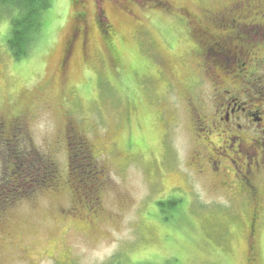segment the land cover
I'll return each mask as SVG.
<instances>
[{"label":"rangeland","instance_id":"1","mask_svg":"<svg viewBox=\"0 0 264 264\" xmlns=\"http://www.w3.org/2000/svg\"><path fill=\"white\" fill-rule=\"evenodd\" d=\"M51 1L41 36L17 62L6 46L10 22L0 12V118L6 120L0 129V191L21 175L34 177L45 162L54 177L52 185L22 182V196L0 199V264H247L242 200L227 197L210 173L198 176L188 167L195 143L186 90L180 98L168 91L170 83L193 86L200 78L182 20L164 10L135 8L144 25L138 32L130 18L106 4L102 22L117 30L115 15L123 23L118 35H126L125 44L114 39L121 63L112 61L105 42L93 41L86 45L87 60L73 53L60 77L57 64L75 9L72 0ZM172 1L200 14L234 0ZM249 1L260 2L264 11V0ZM258 51L264 57V48ZM217 61L232 75L234 60ZM262 75L263 69L245 78L248 87ZM263 80L250 90L260 104ZM202 83L209 93L210 84ZM76 134L95 145V158L78 149L76 160L69 144ZM18 156H27L22 169ZM94 186L100 188L99 212L89 207L95 206ZM252 242L258 264H264V216Z\"/></svg>","mask_w":264,"mask_h":264},{"label":"flooded vegetation","instance_id":"2","mask_svg":"<svg viewBox=\"0 0 264 264\" xmlns=\"http://www.w3.org/2000/svg\"><path fill=\"white\" fill-rule=\"evenodd\" d=\"M118 1L123 4L115 7ZM81 2L84 4L79 8ZM106 4L130 18L138 32L144 25L135 8L153 13L158 10L167 11L185 25V31L194 43L191 51L198 60L196 67L200 78L195 86L180 81L170 83L168 91L177 92L180 98L184 91L182 89L186 90L184 99L187 101L195 143L189 155L188 167L198 176L210 173L220 188L226 190L227 197L242 200L248 213L245 222L247 264H258L252 239L257 233L258 222L264 216V104L251 96L250 90H256L263 79L258 78L256 85L252 83L248 87L251 81L245 78H253L257 72L264 70V57L258 51L264 48V11L260 2L254 6L249 0L245 3L234 0L226 7L207 9L199 14L172 0H72V7L84 15L79 24L74 50V53L80 51L82 62L87 60V46L93 41H99L106 43L112 61L116 65L121 63L119 50L114 48L118 53L115 54L105 40L100 13H106ZM89 5L92 8L90 10ZM248 13L257 17L250 18ZM113 20L118 29H115L111 43L117 47L115 37H119L121 43L125 44L126 35H118L119 27L123 26L120 18L114 15ZM252 31L255 33L250 38L253 41L246 36ZM66 42L57 64L60 77L65 73ZM220 56L228 57L236 63L233 69L230 68L232 75H229L227 66L217 61ZM159 65L164 73L163 67ZM247 65L256 67L248 71ZM202 81L204 85L210 84L209 93L202 86ZM231 93L246 97L247 101L239 103V98L229 96ZM5 122V118H0L1 127ZM66 130L67 135L71 129ZM77 137V146L87 154L89 160L95 158V145L86 138H80V134ZM91 195L95 206L89 207L94 209L93 212H99L102 202L100 188L94 186Z\"/></svg>","mask_w":264,"mask_h":264},{"label":"trees","instance_id":"3","mask_svg":"<svg viewBox=\"0 0 264 264\" xmlns=\"http://www.w3.org/2000/svg\"><path fill=\"white\" fill-rule=\"evenodd\" d=\"M51 6H52L51 0H0V12H2V14L5 15V17L10 22V34L6 41V46L9 52L11 53L12 58L16 62L28 56L29 53L31 52L34 43L38 40V38L42 34L43 15H44L43 13L45 10H47ZM83 18H84L83 12L80 10H75L74 22H73L72 28L75 29L76 33L78 32L79 24ZM104 18H107V17H104ZM102 24H103V32H104L105 40L109 42L108 44L110 48H112V50L115 51L114 49L115 47L111 43L113 34L115 32V28L113 27L112 23H110L109 20H105V21L103 20ZM76 41L77 39L73 36V38H71L70 40L68 39V41L66 42V51H65L66 55L64 57V64L68 62L67 61L69 58L68 52L70 51L72 45H74L73 52H72V55H73L74 50H75ZM115 54H118L117 50L115 51ZM74 137L75 138L71 140L72 142H74V144H71V141L69 144L72 147V150L74 149L72 153L74 152L73 156L76 157V160H77L78 149H79V152L80 151L82 153H85V152H83L80 149V147L77 146V139L79 138L77 137V134L74 135ZM16 159L21 169L24 168V166H26L27 156L26 157L18 156ZM31 163H33V161ZM44 167L45 168L47 167V162H45L44 165H42V169H40V172H35L36 174L34 177L32 176L31 173L29 176L27 175L26 180L24 176L21 175V180H19V182H17L16 184L11 183L10 184L11 186L9 185L7 189H5L4 191H0V199L7 198V199L14 200L16 196H22L23 195L22 193L25 191V188H23L21 185L22 182L29 183V184H35L39 186L45 185L47 181L48 183L51 181L54 183V177L52 173H50L48 169H44ZM31 169L37 170L38 167L32 166ZM70 172L72 175L73 174L75 175L77 173V172H72V171ZM86 172L87 173H85V177L89 178L92 176L90 175L89 170ZM95 172L97 171L95 170ZM46 176L47 178H45ZM52 182L50 183L51 185H52ZM4 201L5 200H3V202ZM170 204L172 206L173 205L175 206L177 205V201L176 200L171 201ZM243 226L245 228V223ZM252 227L253 229L255 228L254 222L252 223ZM143 264H147V263H143Z\"/></svg>","mask_w":264,"mask_h":264},{"label":"water","instance_id":"4","mask_svg":"<svg viewBox=\"0 0 264 264\" xmlns=\"http://www.w3.org/2000/svg\"><path fill=\"white\" fill-rule=\"evenodd\" d=\"M78 5V4H77ZM78 33V32H77ZM76 32H75V29L73 28L72 29V32H71V34H70V36H69V40L71 39V38H73V36L77 39V37H78V34H77ZM77 34V35H76ZM73 44V43H72ZM73 48H74V45H72L71 46V49H70V51L68 52L69 53V57L72 55V52H73Z\"/></svg>","mask_w":264,"mask_h":264}]
</instances>
